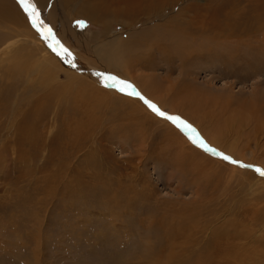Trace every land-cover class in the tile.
<instances>
[{
    "label": "rangeland",
    "instance_id": "1",
    "mask_svg": "<svg viewBox=\"0 0 264 264\" xmlns=\"http://www.w3.org/2000/svg\"><path fill=\"white\" fill-rule=\"evenodd\" d=\"M15 1L27 20L22 35H16V25L0 22V34L12 35L0 41V264H196L228 238L224 247L233 254L244 247L264 261V177L204 151L143 100L104 87L97 75L128 81L241 164L237 149L248 141L245 165L264 169L255 138L227 133L229 116L234 133L244 119L252 118L248 135L258 125L264 55L258 65L247 53L264 49V31L242 40L250 47L243 46L246 57L239 58L220 47L224 40L187 57L156 41L165 26L192 27L195 20L237 17L239 10L244 17L262 2L171 0L147 15L109 16L107 29L67 7L61 14L76 42L63 41L51 27L56 44ZM32 2L43 21L46 10ZM60 18L55 21L63 24ZM153 29L157 32L151 34ZM31 33L58 69L45 71L40 65L46 56L32 45ZM198 39L196 44H208L207 38ZM25 47L34 48V59L28 60ZM214 129L231 153L209 143ZM259 141L264 145V137Z\"/></svg>",
    "mask_w": 264,
    "mask_h": 264
},
{
    "label": "bare ground",
    "instance_id": "2",
    "mask_svg": "<svg viewBox=\"0 0 264 264\" xmlns=\"http://www.w3.org/2000/svg\"><path fill=\"white\" fill-rule=\"evenodd\" d=\"M34 1L38 5V7H40L42 10H46L47 13L42 14V19L47 26H48V24L49 25L51 24L50 28L53 27V30L54 29L56 30V33H57L56 36H59L63 41L66 40L67 42H69V41H71L70 38H72L76 42L75 38H77V35L75 34V31L72 30V28L67 26V22H65L64 17H63L64 14H61V11L63 9L65 10V8H67V7L71 8V9L73 8V13L76 14L77 16H84L86 18H89L91 21H97V23L102 22V24H104L105 28L107 29V26L109 24V21H107V18L109 16L114 17L113 20H116L119 16H123L125 13L126 14L130 13V15H128V16H131V14L143 15V14H146L149 12L151 13V11H157L158 8L161 7V4L169 3L171 0H34ZM52 1L55 2L53 5H51ZM259 1L262 2V5L255 7V8H252L249 11V14L245 13L246 16H244V17H241L242 14L240 15V13H239L240 10H239V11H237L238 12L237 17H235V16L229 17L226 15L227 17L225 19L221 20V18L213 16V17H210L204 21H202V20L201 21L200 20L199 21H196V20L193 21L192 27H191V24L178 27L177 25H172L171 23H169L171 25L163 27L164 29L161 31L162 33H163V31H165V34L163 33L164 35H162V38L158 39L156 41L157 42L159 41L161 45L164 43V45L166 46L165 50L168 49L175 54L180 53L181 56L187 57L190 54H192L194 51L204 50V48H206V47H209V48L215 47L216 42L219 43V41L224 40L227 42L222 41V45L220 47L227 49L229 51L228 53L230 56L235 57V58L246 57V56H244L245 51L243 52V46L250 47V45H245L242 40H244L245 37H250L248 35H256L262 31H264V4H263L264 0H259ZM112 8H114V10H111ZM234 8H235V6H234ZM131 11H133V12H131ZM60 17H62V19ZM200 17H202V15H200ZM59 18L62 21L64 20L63 24L59 23L58 21H55V20H58ZM2 20L7 22V24L10 23L12 25L17 26V30L15 31L17 36L22 35L23 32L19 31V29H22L23 25H26V23H27V20L25 19L24 15L21 11L20 6L18 5V3L15 0H0V22H2ZM195 25H198V27L195 28L194 27ZM41 26L43 27V25H41ZM156 30L157 29H155V30L153 29L152 31H150V33L151 34L155 33V32H157ZM64 32H66V34H64ZM67 34H68V36H67ZM31 35H33V38H34V41L31 42L32 45L34 46V48H36V50L38 52L44 53V55L46 56L45 58H47L46 60L44 58V61L40 65H43L44 67H46L45 71H51V68H57L56 66H58V64L55 63L56 58L54 59L55 62H51V60L53 61V59L50 58L48 51L45 48V46L40 41H38V39H37V37H35L34 33H31ZM199 37H202V39L207 38L208 44H206V43L204 44L203 42L200 43L198 41L197 42L199 43V45H198V43L196 44V40H199L198 39ZM8 38L11 39L12 35L8 34L5 36L4 34H0V41L8 40ZM231 40H233L235 42H231ZM133 41H131V42H133ZM209 42H210V45H209ZM229 43H231V44H229ZM71 44H72V42H71ZM211 44H214V45H211ZM216 46L218 47V44ZM126 47H131V46H128V44H126ZM34 48H29L30 50H28V48L25 47V50H27V52H28V55H26L28 60L34 59V58H32L34 56L33 55L34 53H32V52H34ZM251 50H252V52L247 53V54L250 55V57L253 56L255 58L257 64L260 65L258 59H259V56L264 55V51H263L264 49L259 46V48L251 49ZM47 54H48V56H47ZM112 56L115 58L114 55H112ZM48 57H49V59H48ZM136 62H139V61L137 60ZM31 65L32 64L26 65V66L29 67ZM47 65H50V66H47ZM111 65L113 66L114 64L111 63ZM246 65L252 66L251 62L248 60H246ZM20 66H22V65H20ZM253 67H254V65H253ZM24 68H25V66H24ZM33 68L34 67H32V69ZM35 69L30 71V73H32L33 76L36 74ZM258 73L259 72L256 71V74H258ZM94 91L97 93V92H99V89L98 90L94 89ZM106 92L112 93V91H110V90H107ZM148 96L151 97V95H149V94H148ZM192 96H194V95H192ZM196 97L197 96H194L193 100L196 99ZM151 98L155 99V97H151ZM189 100H191V99H189ZM182 103L183 102L180 103L181 106H182ZM201 103L202 102H200L199 104H201ZM159 104H160V107L161 106L164 107V104L162 102H160ZM197 106L194 108L196 112H198V109L201 108V105L200 106L197 105ZM176 109L179 110L178 112H180V110H181L179 108H176ZM176 109H174V111ZM251 109L255 110V107H251ZM39 111H40V108H39ZM259 113H261V114L259 115V120L257 121L258 125L255 129L254 134L248 135L250 132L248 134H246V128L249 127V124L252 122V118L251 119H244L243 122H239L240 128H239L238 132L234 133V130L232 128H230V127L235 126V123H233V121H234L233 116H231V117L229 116L228 124L229 123L230 124H229V130H227V133H230L231 137H234L235 135L242 137V134H243V137L245 136V138H251V137L255 138V141H257V143H255V144H257L256 147H261L263 150L262 153L264 155V149H263L264 145H262L261 144L262 142L260 143V141H259L261 137H264V107L262 109H259ZM45 117H46V115H45ZM232 118H233V121L230 120ZM238 119H239V117H238ZM218 132L219 131L217 129H214L213 131L208 133L209 143L211 145H215V146H218L221 148H226L228 145L224 144V141L220 139ZM230 139H234V138H230ZM246 142L247 143L240 142V145H241L240 149L239 148L237 149L239 159L243 164L248 163L247 162L248 161V158H247L248 154L245 153V150L247 149L249 144H248V141H246ZM263 144H264V142H263ZM177 145L179 147H181V145H183L181 140L177 141ZM233 149H235V148H233ZM226 150H228L230 153L232 152L230 147L226 148ZM254 151H256V150H254ZM235 152L236 151H233V153H235ZM253 155L254 154H252V156ZM260 155H261V153H260ZM263 155H261V156H263ZM254 157H255V155H254ZM250 158H251L252 162H255V160L252 159V157H250ZM259 159H261V158H259ZM256 162H257V160H256ZM231 171L236 172L237 170L232 167ZM236 237H238V236H236ZM160 240H161V238H160ZM231 240H232V238H231ZM228 241H229V238H228V240L226 239L225 242L223 243L225 245H223V246H217L216 245L214 247L215 249L214 250L212 249L213 251L202 255L196 264H264V261H260L261 258L259 257V255L257 256V254H253V251H252V254H250L249 253L250 251L249 252L246 251L244 247H241V248L239 247L237 249L239 254H236V255H235V253L233 254L232 251H229L228 249L225 248V247H227ZM161 242H163V241H161ZM234 244H236V243H234ZM235 249H236V247H235ZM225 250H228L229 252H226ZM171 251H172V249H171ZM239 255H240V257H239ZM252 255H254V256H252ZM170 256H171V254H170ZM166 264H168V263H166Z\"/></svg>",
    "mask_w": 264,
    "mask_h": 264
},
{
    "label": "snow or ice",
    "instance_id": "3",
    "mask_svg": "<svg viewBox=\"0 0 264 264\" xmlns=\"http://www.w3.org/2000/svg\"><path fill=\"white\" fill-rule=\"evenodd\" d=\"M18 2L24 7L25 12L28 14L30 21L34 27H38L39 25H43V31H41V35L47 40L49 37L52 38V40L59 44V41L54 36L52 29L48 27L47 25H44V22L39 19V14L37 11V8L35 4L32 2V0H18ZM76 24L81 27H86L85 21H76ZM38 30L39 27H38ZM52 50L55 52L56 48L53 46V43H49L48 45ZM61 50L64 52H67V49L63 48L61 45ZM60 53L57 52V55ZM68 63H71V61H68ZM98 76L102 78V83L104 87H113L117 88L118 91L123 92L127 95H134L138 97L139 99L143 100L144 103L153 111L156 115L169 120L174 125H176L178 128H180L182 131L186 132L188 134L189 139L191 142L198 147L202 148L204 151L209 152L213 155L220 156L224 161H227L232 164H239L241 167L245 168H254V170L264 177V169L253 166V165H245L241 164L239 161H236L230 156H227L221 152H219L217 149L209 146L202 137H200L195 129L186 121L182 120L179 116H173L169 115L166 112L162 111L157 105L152 103L150 100H147L145 97H143L138 91L135 90L134 86L131 85L128 81L121 80L120 78L111 75V74H105V73H97Z\"/></svg>",
    "mask_w": 264,
    "mask_h": 264
}]
</instances>
